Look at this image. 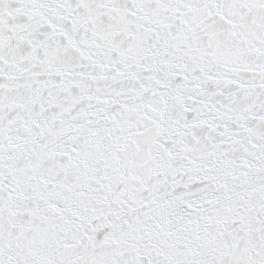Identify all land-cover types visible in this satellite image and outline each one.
<instances>
[{"label": "snow or ice", "instance_id": "obj_1", "mask_svg": "<svg viewBox=\"0 0 264 264\" xmlns=\"http://www.w3.org/2000/svg\"><path fill=\"white\" fill-rule=\"evenodd\" d=\"M0 264H264V0H0Z\"/></svg>", "mask_w": 264, "mask_h": 264}]
</instances>
